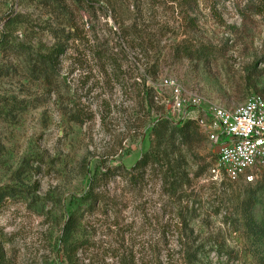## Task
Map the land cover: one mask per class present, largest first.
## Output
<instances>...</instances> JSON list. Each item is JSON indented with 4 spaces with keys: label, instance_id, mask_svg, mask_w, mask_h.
Returning <instances> with one entry per match:
<instances>
[{
    "label": "rangeland",
    "instance_id": "obj_1",
    "mask_svg": "<svg viewBox=\"0 0 264 264\" xmlns=\"http://www.w3.org/2000/svg\"><path fill=\"white\" fill-rule=\"evenodd\" d=\"M175 88L201 107L174 109ZM254 94L264 0H0V264H264L217 147L153 135ZM155 148L162 165L135 169Z\"/></svg>",
    "mask_w": 264,
    "mask_h": 264
},
{
    "label": "built area",
    "instance_id": "obj_2",
    "mask_svg": "<svg viewBox=\"0 0 264 264\" xmlns=\"http://www.w3.org/2000/svg\"><path fill=\"white\" fill-rule=\"evenodd\" d=\"M201 107L197 93L185 98L175 88L174 109ZM199 132L218 149V168L232 183L257 184L264 178V98L254 94L236 109L212 105L201 116L190 117Z\"/></svg>",
    "mask_w": 264,
    "mask_h": 264
},
{
    "label": "trees",
    "instance_id": "obj_3",
    "mask_svg": "<svg viewBox=\"0 0 264 264\" xmlns=\"http://www.w3.org/2000/svg\"><path fill=\"white\" fill-rule=\"evenodd\" d=\"M181 49L180 45L176 46L175 51ZM64 49L62 46L54 49L50 54L43 56L44 63L50 64L51 67L55 65L58 58L63 54ZM188 58L192 59L194 55H200L203 52L201 48H188L182 52ZM153 135L156 139L158 147H161L165 143H179L182 147H190L200 143L204 137L197 127V124L194 120H187L185 122H180L179 124H174L169 119L161 118L153 126ZM162 165V153L158 150L152 149L146 152L142 158L139 160L135 169L139 171H146L149 168H153L157 165ZM254 185V184H253ZM253 185H246L243 196L240 198V203L238 206V213L243 220L245 231L252 235L263 237L264 230L262 226L257 222V219L254 214L255 206L259 201L258 193L262 190L264 193V178L260 181V184H256L258 187H253ZM245 186V185H241ZM252 186V187H251ZM255 186V185H254ZM94 191V190H93ZM92 190L89 191L88 197L89 200L95 202L97 195L94 194ZM77 220L73 217L68 223V227L72 228L76 225ZM190 257V252L188 254ZM118 262L117 264H141L140 259L136 258V255L133 253H128L123 251L117 255Z\"/></svg>",
    "mask_w": 264,
    "mask_h": 264
}]
</instances>
